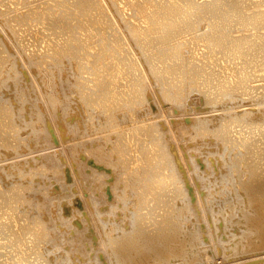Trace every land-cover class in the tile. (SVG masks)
I'll use <instances>...</instances> for the list:
<instances>
[{"label":"bare ground","instance_id":"6f19581e","mask_svg":"<svg viewBox=\"0 0 264 264\" xmlns=\"http://www.w3.org/2000/svg\"><path fill=\"white\" fill-rule=\"evenodd\" d=\"M0 34V264L85 251L80 233L55 237L54 192L34 196L35 178L62 177L55 139L89 193L97 260L80 264H264V0H0ZM160 102L184 121L157 116ZM197 140L214 144L217 174L189 159ZM85 141L110 172L103 199L105 172L68 162Z\"/></svg>","mask_w":264,"mask_h":264},{"label":"rangeland","instance_id":"374dc122","mask_svg":"<svg viewBox=\"0 0 264 264\" xmlns=\"http://www.w3.org/2000/svg\"><path fill=\"white\" fill-rule=\"evenodd\" d=\"M7 6H8V4H7ZM2 9L4 8V7H1ZM126 12H128V10L126 11ZM128 13H130V12H128ZM19 35L21 36L20 37V39L19 40H22L21 38H22V32H20L19 33ZM0 38H1V34H0ZM0 40H2V39H0ZM9 47H10V45L7 43V46H5V48L6 49H9ZM0 49H2V47H0ZM33 50V48L31 47L30 48V51H32ZM199 57V56H198ZM257 84V83H256ZM14 88V86H12V85H10L9 86V92L10 93H12L11 91L12 90H14L13 89ZM151 94V93H150ZM154 94V93H153ZM194 95H192V99H194V100H190V102L188 103L189 104V106H188V104L186 105L187 107H185L186 108V110L184 111V113H193V110L195 109V110H198V107H199V105L197 104L196 105V103H197V101L195 100L196 99V93H193ZM152 95V94H151ZM154 96H155V94H154ZM153 99V96H150L149 95V97H148V99L150 100V101H152V99ZM193 101H195L194 103H193ZM192 102V103H191ZM161 103V105H160V108H159V106H157L158 104L156 103V107H155V105H152V106H154L153 107V110H154V112L156 113V115L158 116V114H161V113H163V114H165L164 116H163V114H161V116H163L164 118H168L169 119V122H171L172 121V119H173V122H179V120H180V122H183L184 121V116H185V114H183V113H181V114H179V116L177 115V114H174V113H172V111H171V108L170 107H168L167 105L165 106L164 105V103H162V102H160ZM159 103V104H160ZM190 104H191V106H190ZM75 105V106H74ZM72 106L75 108V107H77V104H75V102H74V104H72ZM198 106V107H197ZM158 107V108H157ZM163 107V108H162ZM73 108V109H74ZM170 108V109H169ZM158 109V110H157ZM162 109L164 110V111H162ZM161 110V111H160ZM170 110V111H169ZM188 110H191V111H189L188 112ZM160 112V113H159ZM171 112V114L172 115H170V114H168V113H170ZM155 113H153L154 114V116L152 115V117H153V119L155 120L156 118V121L158 122V123H160L161 122V120H164L163 118L160 120L159 118H160V116L159 117H157V116H155ZM174 114V115H173ZM87 115V114H86ZM170 115V116H169ZM183 117H182V116ZM83 117H85V115H83ZM151 117V118H152ZM173 117V118H172ZM176 117V118H175ZM172 118V119H171ZM179 118V120H177ZM181 118L183 119V120H181ZM32 119H35V116L32 118ZM159 119V120H158ZM175 120V121H174ZM58 121V120H57ZM62 122L65 124V125H69V123L71 124H73L74 122H75V119L72 117V115L70 114V115H64V118L62 119ZM172 122V123H173ZM163 123V122H162ZM163 125H164V127L165 126H168L167 125V123L165 124V120H164V123H163ZM59 129H61V127H58ZM166 128V127H165ZM164 128V130H166ZM172 128H173V131L175 130L174 129V126H172ZM177 129V128H176ZM236 130L238 129V131H239V127H237V128H235ZM236 130H234V136H235V133H236ZM244 130H246V129H243V131ZM243 131H242V133H243ZM29 131L28 130H24V131H22V134H23V137H26V139H28L29 138V136H26V134L28 133ZM182 131L181 130H175V132H174V134H175V136H179L180 135V133H181ZM183 133V132H182ZM182 133H181V137L179 136H177L176 137V139L175 140H177V142H179L180 140L181 141H183V140H186V137L187 136H184L183 135V137H182ZM62 137V139H63V141L65 142V143H68V141H70V140H72V138H73V135L71 134V133H66L65 135H61ZM236 137L238 138V133L236 134ZM235 137V138H236ZM169 138V139H168ZM55 139V138H54ZM167 139L170 141V135L168 134V137H167ZM172 141H170V147L172 148V150L174 149V152L176 151V145H174L173 144V142L171 143ZM55 144V146H54V149H53V146H51V148L49 149V151L50 152H54L55 151V155H56V159L59 161V165H60V167L58 168V171L59 172H61V176L62 177H60V179H61V181H60V179H54V178H52V176L51 177H47V178H35L34 179V182H35V185L38 187L37 189V191H36V193L34 194V196L35 197H37V198H40L41 197V195H42V193H41V191H42V189H47V190H51L52 192H54V193H51V196H53V198H51V200H50V207H49V216H47L46 217V219H48V218H50L51 220H52V224H53V227L55 226V229L53 230L54 232L55 231H57V232H55L56 234H55V237L57 236L58 237V234L61 236L62 234L64 235H62V237H64V238H66V237H69L70 236V238H71V236H74V235H77V234H79V235H81V236H79L78 235V237H80V239L82 240V242H81V244L84 242V244H82L83 245V249L85 250V251H82L81 253L79 252V251H76V250H74V251H72L70 254H71V259L75 262V263H77V264H80L81 262H91V263H96V260H97V254L94 252V251H92L91 250V248H90V245H91V243H93V242H95L96 240V237L95 236H93V228L92 227H90V225H89V220H87L86 218H85V215H86V208L87 207H85V205H84V203H82V204H79V201H82L81 200V192H83L82 190L83 189H80V187L82 186V184H81V177L80 176H75L74 178H73V174H71L72 173V171H70L71 170V168L69 169L68 167H66L67 165H66V160L64 159V157H62L61 155H59V153L58 152H60L61 150H62V147H61V145H60V141L59 140H57V139H55V142H54ZM195 143H196V145H195ZM193 145H195L196 147V149H195V151L193 152V153H191V156H188L189 157V159L190 160H192V163L194 164V166H195V169H197V170H199V171H202V172H199L200 173V175H203L204 174V176H207V173H209V170L211 169L212 171H214L215 172V174H217L218 172V170H219V165H220V157H217L216 156V154L215 153H213L214 151V144L213 143H210L211 145H213V146H211L210 144H208V146H207V143H209V142H205V141H200V142H198V140H197V142H195ZM204 144V146L202 145V144ZM180 144H181V142H180ZM201 144V145H200ZM97 146V143L96 142H84V145H83V147H76V149H75V151H76V153L74 152L72 155L73 156H71L69 159H68V162L70 163V164H72V165H74V167H76L77 165H79V164H81V165H83V166H85V167H94V168H96V169H98L99 171H103V172H105V170H104V168H103V165L102 164H100L99 166H97V165H94L93 163H92V161H93V158H92V156H91V154H90V151H91V149L93 148V147H96ZM202 146V147H201ZM211 146V147H210ZM208 148V149H202V148ZM212 148V149H211ZM15 149V148H14ZM54 151H53V150ZM200 149V150H199ZM235 149V148H234ZM233 149V150H234ZM52 150V151H51ZM209 150V152H207ZM24 155H27V150H20ZM200 151V152H199ZM56 152H57V154H56ZM62 152V151H61ZM200 154H199V153ZM206 152V153H205ZM210 152H212V153H210ZM235 152H237V148H236V151H233V153L232 154H234ZM26 153V154H25ZM198 155V156H196V154ZM208 153V154H207ZM43 154H44V152H39V153H37V158L39 159V157H42L43 156ZM23 155V156H24ZM29 155V154H28ZM202 155V156H201ZM214 155V156H213ZM194 157V159L195 160H193V157ZM210 156V157H209ZM213 158H212V157ZM219 156V155H218ZM34 157H36V155L34 156ZM69 157V156H68ZM187 157V158H188ZM192 157V158H191ZM206 157H207V159H206ZM36 158V159H37ZM204 158V159H203ZM44 159H48V157H44ZM201 159H203L202 161H201ZM216 161H215V160ZM219 159V160H218ZM40 160H43V158H41ZM205 160V161H204ZM210 160V161H209ZM2 161V162H1ZM5 160H3V158H1V160H0V163L2 164L3 162H4ZM198 163H197V162ZM203 161H204V163H203ZM61 162V163H60ZM195 162V163H194ZM201 162H202V164H201ZM211 163V164H210ZM64 164H65V166H64ZM212 165V168L210 167V165ZM204 165V166H203ZM208 167H210V169L208 168ZM216 168V169H215ZM69 169V170H68ZM86 170V172H88L89 173V170L90 169H87V168H85ZM207 169V170H206ZM184 172H186L185 170H186V168L184 167ZM188 170V169H187ZM203 170H204V173H203ZM211 170H210V173H211ZM71 172V173H70ZM206 172V173H205ZM108 174V175H107ZM110 172H105L103 175H102V179H101V184H97L95 187L97 188H95V187H93V188H95L94 189V192L98 195L99 193H100V195H102V196H100V197H102V199H103V195H104V193H106V187H108L109 185H111V181H110ZM59 178V177H58ZM63 178V179H62ZM61 183V184H60ZM3 188H4V186H2ZM6 187V186H5ZM188 187H189V185H188ZM82 188V187H81ZM91 190H92V188H91ZM81 191V192H80ZM93 191V190H92ZM78 192H80V193H78ZM77 193H78V195H77ZM89 193H87V191H85V192H83V195L85 196V198L87 197V195H88ZM96 194H94V195H96ZM80 198V199H79ZM87 199V198H86ZM194 199H195V197H192L191 199H190V201H191V203H193L194 202ZM53 200V201H52ZM78 200V201H77ZM52 201V202H51ZM103 201V200H102ZM61 203V204H60ZM67 203H68V205H67ZM104 207V205H102V208ZM62 208V209H61ZM66 209H67V211H66ZM128 210L129 211H131L132 210V208L130 207V208H128ZM125 214H126V212L125 211H122L121 213H119V216H117V218H116V221H121L122 220V218L125 216ZM125 218V217H124ZM85 219V220H84ZM86 220H87V222H86ZM71 222V223H70ZM55 223V224H54ZM68 223V224H67ZM70 223V224H69ZM72 224V225H71ZM148 224H150V223H148ZM69 226H70V228H69ZM71 226H73V229H72V227ZM74 227H77V228H74ZM148 228H152V226L151 227H148ZM78 229H79V231H78ZM82 231H86V232H81V230ZM76 230V231H75ZM52 231V233L54 234V232ZM68 231V232H67ZM92 232V235L90 234L91 232ZM61 232V233H60ZM73 232H75L74 234H73ZM77 233V234H76ZM83 233H84V235H83ZM83 235V236H82ZM85 236V237H84ZM82 237V238H81ZM92 237H93V242H92ZM84 238H88V239H90V240H88V239H84ZM84 239V240H83ZM87 240V241H86ZM89 241V242H88ZM88 243V244H87ZM96 243V242H95ZM94 243V244H95ZM216 257H213V259L209 262V263H207V264H226L227 263V261L225 262V260L223 261L221 258H220V256H217V255H215ZM215 258V259H214ZM213 260H215L214 262H213ZM224 263H223V262ZM222 262V263H221Z\"/></svg>","mask_w":264,"mask_h":264}]
</instances>
